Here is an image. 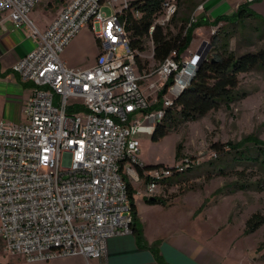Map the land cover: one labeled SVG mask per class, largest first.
<instances>
[{
	"label": "built area",
	"instance_id": "obj_1",
	"mask_svg": "<svg viewBox=\"0 0 264 264\" xmlns=\"http://www.w3.org/2000/svg\"><path fill=\"white\" fill-rule=\"evenodd\" d=\"M42 1L0 0V16L8 13L15 28H27L37 44L13 68L33 86L24 108L27 122L0 121V239L7 253L27 263L81 256L108 264L109 240L133 233L124 175L140 181L139 136L154 135L190 85L202 53L179 59L174 51L156 70L141 74V55L122 20L130 0H72L45 31L31 18ZM178 5L179 0H167L157 24H169ZM204 11L203 3L191 21ZM85 30L101 52L91 67L70 68L64 53ZM154 78L153 94L167 87L159 109H153L159 99L150 100L142 88ZM178 161L146 172L143 198L157 197L165 182L198 166L192 158Z\"/></svg>",
	"mask_w": 264,
	"mask_h": 264
},
{
	"label": "rangeland",
	"instance_id": "obj_2",
	"mask_svg": "<svg viewBox=\"0 0 264 264\" xmlns=\"http://www.w3.org/2000/svg\"><path fill=\"white\" fill-rule=\"evenodd\" d=\"M205 1L191 0L190 8H194L184 10L189 19L192 20L197 8ZM263 4L255 3L257 9ZM229 10L226 8L215 13L209 24H199L193 33L192 49L183 55L184 59L192 58L197 52L202 53L201 59L210 54L211 37L218 30L213 23L221 16L234 14L228 15ZM253 11L257 13V10ZM220 24L225 26L223 22ZM243 24L231 41L232 50L241 55L264 48V35L261 31H254L258 23L247 21ZM153 46L151 41L147 42V50L141 57L151 71L158 68L151 58ZM87 51L84 47L76 53L85 54ZM154 81L142 82L143 90L151 95L152 101L158 98L149 89ZM238 91L246 94V98L196 122L181 124L157 142L151 136H139V158L143 163L172 167L179 163L180 157V161L192 158L198 164L196 169L180 176L177 184L164 183L159 188L157 197L164 198L167 207L173 209L168 218L160 214V209L149 211L144 217L154 221L162 217L165 223L167 220L171 224L178 221L184 231L195 235L226 258L227 264H264V225L254 233H248L246 225L254 214L264 215V190L261 189L264 172L259 165L234 160L237 151L250 152L257 145L264 148V69L241 75ZM79 115L86 116L84 112ZM215 144L223 149L221 153L214 151ZM129 180L140 182L136 175L130 176ZM241 186L246 189L241 191ZM145 192L146 188H142L138 194L142 197ZM141 206L140 201L138 208ZM9 263L24 264L21 258L6 252L0 239V264Z\"/></svg>",
	"mask_w": 264,
	"mask_h": 264
},
{
	"label": "trees",
	"instance_id": "obj_3",
	"mask_svg": "<svg viewBox=\"0 0 264 264\" xmlns=\"http://www.w3.org/2000/svg\"><path fill=\"white\" fill-rule=\"evenodd\" d=\"M166 1L130 0L129 7L122 12V20L132 47L143 56L147 50V42L151 41L154 45L153 59L158 67L174 51H177L178 58L181 59L190 49L195 29L201 22L209 24L211 21L210 19H198L196 22H192L187 16V12L185 13V11L194 8H190L191 0H179L176 15L169 24L161 26L157 24V21L163 15V4ZM255 3L259 2L242 3L233 15L221 16L213 23L218 30L211 37L212 50L209 55L199 61L190 85L175 99L174 105L167 110L164 120L156 127L152 136L154 142L166 137L181 124L196 122L211 112L219 111L223 107L230 108L232 104L246 98V94L238 91L240 76L264 69V48L256 52H246L239 55L232 50L231 41L237 35L240 25H244L243 23L247 21H256L258 24L254 31H261V35H264V18L253 11L252 6ZM222 22L225 26H220ZM152 27H155V31L150 34ZM141 56L137 57L138 72H150L151 69L149 70L147 62H144ZM173 82L172 78L169 85ZM166 93L167 87L158 94L160 104L154 106L153 109L161 107V100ZM255 148L250 152L237 151L234 160H242L245 164L259 165L264 172V148L258 145ZM213 149L218 154L223 151L219 144L213 145ZM159 167H164V165L143 163V166L136 165L135 169L139 178L147 186L146 172ZM196 168L194 167L190 171ZM124 178L134 210L133 234L136 236L140 247L149 249L153 253L158 264H165L160 256L159 242L149 245L143 236L135 201L137 192L129 177L124 175ZM178 178L180 177L173 178L165 184L168 183L170 186L177 184L180 181ZM239 188L241 191L246 189L245 186ZM261 189L264 190V185ZM145 202L150 206H167V202L162 197L145 198ZM246 225L248 233L256 232L264 225V215L254 214L248 219Z\"/></svg>",
	"mask_w": 264,
	"mask_h": 264
},
{
	"label": "crops",
	"instance_id": "obj_4",
	"mask_svg": "<svg viewBox=\"0 0 264 264\" xmlns=\"http://www.w3.org/2000/svg\"><path fill=\"white\" fill-rule=\"evenodd\" d=\"M71 1L43 0L31 13L32 20L41 31H45ZM245 2L246 0H206L204 2L205 11L200 12L201 16L198 19L212 20L215 13L226 8L230 9L228 15H231ZM259 3H264V1ZM252 7L264 17V4L259 9L255 4ZM28 32L27 28L16 29L9 19L8 13L0 16V121L12 124L26 122L24 108L33 95V86L24 83L13 71L14 66L37 46L33 40L27 37ZM84 47L88 49L85 54L76 53ZM191 49L189 50L191 51ZM100 52L101 49L97 40L85 30L67 48L63 60L70 68L86 69L94 65ZM154 80L155 78L152 81ZM146 163L154 165L153 163ZM132 184L137 192L135 201L143 236L149 245L159 242L160 256L165 264H227L226 258L195 235L184 231L183 227H179L178 221L171 224V222L167 223V220L165 223L162 217L158 221H154L148 216L144 217L145 213L160 209V214L168 218L173 209L167 206L146 204L145 198L138 195L142 188L147 187L144 181L140 179V182H132ZM140 201L142 206L138 208ZM21 261L24 264H101L100 260L87 261L81 256L41 263H27L23 259ZM107 261L108 264H158L149 249L139 246L133 233L109 240Z\"/></svg>",
	"mask_w": 264,
	"mask_h": 264
},
{
	"label": "water",
	"instance_id": "obj_5",
	"mask_svg": "<svg viewBox=\"0 0 264 264\" xmlns=\"http://www.w3.org/2000/svg\"><path fill=\"white\" fill-rule=\"evenodd\" d=\"M209 47H211V45H209Z\"/></svg>",
	"mask_w": 264,
	"mask_h": 264
}]
</instances>
